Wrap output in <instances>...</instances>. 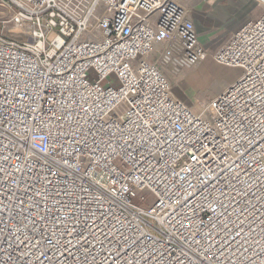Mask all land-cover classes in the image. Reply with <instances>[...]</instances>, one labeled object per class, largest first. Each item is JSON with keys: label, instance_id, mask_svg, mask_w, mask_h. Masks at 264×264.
<instances>
[{"label": "built area", "instance_id": "obj_1", "mask_svg": "<svg viewBox=\"0 0 264 264\" xmlns=\"http://www.w3.org/2000/svg\"><path fill=\"white\" fill-rule=\"evenodd\" d=\"M3 1L28 32L0 34V264H264V1L194 105L186 0Z\"/></svg>", "mask_w": 264, "mask_h": 264}, {"label": "crops", "instance_id": "obj_2", "mask_svg": "<svg viewBox=\"0 0 264 264\" xmlns=\"http://www.w3.org/2000/svg\"><path fill=\"white\" fill-rule=\"evenodd\" d=\"M205 58L192 71L171 83L172 93L188 105L205 102L231 82L212 58L229 34L242 23L259 16L263 7L256 0H186ZM226 67V66H225Z\"/></svg>", "mask_w": 264, "mask_h": 264}, {"label": "rangeland", "instance_id": "obj_3", "mask_svg": "<svg viewBox=\"0 0 264 264\" xmlns=\"http://www.w3.org/2000/svg\"><path fill=\"white\" fill-rule=\"evenodd\" d=\"M87 3L88 0H56L57 6L74 18L78 17L85 11ZM12 14V8H10L3 0H0V34L9 39L18 41L24 40L27 35L25 33V29L24 27L13 22ZM218 70L224 72L229 80L235 79L241 73L240 68L228 66L225 67L224 65L218 66ZM180 77L174 78L173 80H177ZM194 108L196 110L198 109L197 106ZM144 198H146V202H144V204L149 203L148 201L151 199L150 196L146 195ZM136 201L137 203L143 205L140 198H137Z\"/></svg>", "mask_w": 264, "mask_h": 264}, {"label": "bare ground", "instance_id": "obj_4", "mask_svg": "<svg viewBox=\"0 0 264 264\" xmlns=\"http://www.w3.org/2000/svg\"><path fill=\"white\" fill-rule=\"evenodd\" d=\"M261 1H264V0H261ZM20 28H21V27H20ZM27 32H28V31L25 30V33H26V34H27ZM29 34H31V33L29 32ZM205 54H206V53H205ZM179 77H180V76H179ZM225 85H227V84H225ZM225 85H224V86H225ZM224 86H223V87H224ZM220 89H221V88H220ZM173 95H174V94H173ZM174 96H175V95H174ZM214 96H215V95H214ZM175 97H176V96H175ZM178 99H179V98H178ZM179 100H180V99H179Z\"/></svg>", "mask_w": 264, "mask_h": 264}]
</instances>
